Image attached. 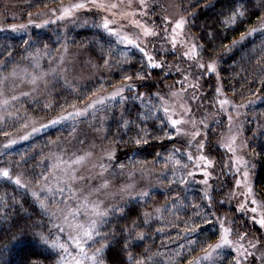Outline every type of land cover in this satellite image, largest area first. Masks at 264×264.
<instances>
[{
	"label": "rangeland",
	"instance_id": "374dc122",
	"mask_svg": "<svg viewBox=\"0 0 264 264\" xmlns=\"http://www.w3.org/2000/svg\"><path fill=\"white\" fill-rule=\"evenodd\" d=\"M31 1L0 0V32L22 33L28 38L19 63L9 71L5 66H0V128L10 120L20 121L28 116L22 126L0 135V154L51 128L66 127L69 134L56 139L52 146L51 172L44 181L31 187L24 178L16 176L14 180L18 177L22 185H27V188L20 187L30 191L31 195L33 191L40 194V200L47 204V210L42 209L64 229L63 232L69 238L70 235L76 234L69 224H83L87 227L88 221L93 218L91 205H98L100 211L113 205L121 206L131 199L141 198L136 195L138 193L146 191L150 195L156 190L165 189L164 180L171 171L174 177L186 173V183L199 185L204 193L207 192L211 197L218 196L219 201L226 207L219 216L220 220H224L225 227L233 229L230 236L232 240L236 241L238 234L246 233L245 229L251 226L257 234L247 233L241 243L252 251L248 241L255 243L259 240L261 243L257 245L255 255L261 256V253H264V227H261L258 221L264 218V199L258 195L255 187L249 139L244 129V124L249 118L247 109L256 101H235L225 91L218 59L201 57L200 48L197 49L198 59L183 56L185 51H190L192 44L200 45L198 35L189 29L190 15L186 11L188 8L184 7L186 0H145L146 7L140 4V0H97V3L104 5L102 8L94 7L87 0H61L53 5L34 8L30 7L33 4ZM76 3H87V6L73 9L72 15L60 19L64 8ZM112 5L116 7H111ZM166 17L170 22L165 20ZM180 17H184L187 23L183 29H177L173 33L175 21ZM105 19L116 33L110 34L127 50H139L147 65V56L153 57L154 63L163 64L162 69H154L148 65V78L143 81L133 79L135 87L125 88L123 98L120 95L113 97L111 94L128 82L124 78L111 81L113 70L109 63L105 65L93 57L86 50L87 46L82 43L73 45L69 41V32L77 25L96 23L108 32L102 27ZM20 25L24 27L21 28ZM50 25L61 32V48L52 60L32 58L28 48L33 41L34 32ZM145 27L158 35L144 36ZM124 37L135 40L136 43H128ZM141 48L144 49L143 52ZM213 60L217 64V73H208L205 69L196 67L199 63ZM58 81L72 88L95 81H101L102 84L82 103L57 111L52 110L48 103V93ZM147 84L155 85L151 93H147L146 88L141 89V86ZM217 87L221 89L219 93L216 92ZM138 93L144 94L141 99L154 96L159 100V106L171 126L170 137L178 148L179 155L183 156L176 165L165 162L161 165L150 162L135 166L118 163V151L108 139L109 124L116 113L112 103L118 100L126 101L129 97H136ZM99 96L105 97L103 103L89 108L84 115L67 117V113H75L85 108L90 100ZM223 99H227L228 103L222 106L219 101ZM38 102L45 104V112L40 115H27L31 112L28 105ZM164 108L169 111L165 113ZM119 115L121 116V113ZM60 116L67 118L55 124L49 123ZM172 119L181 120L183 123L174 127L170 122ZM195 132L200 135L193 139ZM201 143L204 144L203 149L199 147ZM113 151L115 158L110 159L107 153ZM80 156L86 158L81 163H74ZM201 156H206L212 162L211 165L200 160ZM241 160L245 161L246 165L241 163ZM101 165L104 167L101 168ZM120 165H124L123 169ZM205 170L211 173L207 186L202 183ZM73 171L77 177L84 179L69 180L68 176ZM245 171L248 173L247 179L244 177ZM189 172L193 175L189 176ZM237 181L240 183L237 184ZM105 182L107 187H103ZM128 185L131 187L127 188ZM129 192L132 193L131 197ZM33 197L39 204L37 197ZM252 200L256 203H251ZM162 206L154 207L152 212L159 214V208ZM253 208L257 209L255 213L252 212ZM70 212L77 214L72 215ZM253 216L256 217L255 222ZM219 231L221 232V229ZM219 236L212 243H217ZM73 246L75 247L74 244ZM225 249L235 253L233 248L224 247L213 256L203 259L202 252L198 256L201 259L197 264L212 259ZM249 262L261 264L260 260L253 261L252 257L244 264Z\"/></svg>",
	"mask_w": 264,
	"mask_h": 264
},
{
	"label": "trees",
	"instance_id": "16d2710c",
	"mask_svg": "<svg viewBox=\"0 0 264 264\" xmlns=\"http://www.w3.org/2000/svg\"><path fill=\"white\" fill-rule=\"evenodd\" d=\"M60 1L32 0L30 7L48 6ZM184 4L190 15L189 29L198 35L200 45H203L200 48L201 57L218 59L225 91L235 101H256L247 109L249 118L244 129L249 139L255 187L258 195L264 199V30L248 36L230 51H225L223 47L231 46L233 40H239L241 32L253 27L259 29L260 22L257 17L264 15V8L252 9L247 13L243 24L237 21L236 25H232L227 21V15L233 6L232 0H186ZM68 36L71 44L87 46L86 50L102 63L105 59L109 61L113 70L111 81L122 79L126 75H132L136 79L135 73L138 72L149 74L145 57L139 50H127L117 38L96 23L77 25ZM25 42L28 43L26 34L0 32V66H5L8 71L16 66L27 46ZM62 44L61 32L50 25L34 32L28 52L32 54V58L49 61L55 57ZM101 84V81H95L72 88L58 81L48 93V103L52 110L70 108L85 101ZM145 88L147 93H151L155 85L141 86V89ZM135 98L129 97L126 101L112 103L116 113L109 124L108 139L118 151V163L129 166L150 162L157 165L163 162L176 165L183 156L179 155L178 148L170 137L171 126L159 106V100L154 96L148 99ZM44 105L41 102L28 105L31 112L27 115L44 113ZM26 118L28 116L20 121L10 120L0 128V135L16 130ZM68 134L66 127L51 128L0 154V169L7 167L13 177L9 180L0 176V246L7 245L6 248L0 247L4 253L0 255V264H26L30 259L37 264H48L45 257L49 256V249L32 239L8 244L11 234L6 230L9 227L8 222L19 218L27 223L36 221L45 232L50 231L60 242H66L72 256L77 254L78 249L64 232L59 231V225L39 206L30 191L14 183L16 176L24 178L31 187L44 181L51 172L52 146L56 139ZM141 136L149 139L147 145L136 146L131 142L132 138ZM186 177V173L174 177L171 171L164 180L165 189L156 190L147 198H135L122 204L120 207H124L126 211L131 209L129 215L121 218L119 214H110L99 230L108 232L116 229L118 232L123 227L131 228L132 221L135 220L136 227L132 230V236L135 237L137 232L145 234L143 240H133L129 248L137 259H143L145 264H189V261L203 252L202 246L205 242L212 243L219 236V215L226 207L215 195H212L209 202L199 185L179 183L181 179L187 181ZM158 205H163L159 208L161 212L153 213V208ZM143 213H149L147 224L144 223ZM5 215L8 222L5 221ZM29 217L31 220H28ZM193 228L196 230L192 231ZM245 231L252 235L257 234L251 226ZM192 241L197 243L193 244ZM96 246L98 245L88 247V253L91 254ZM51 251L50 259H55L58 249ZM105 256L108 264L113 251L106 252ZM233 256V250L225 249L212 259L198 264H231Z\"/></svg>",
	"mask_w": 264,
	"mask_h": 264
},
{
	"label": "snow or ice",
	"instance_id": "6c2138e0",
	"mask_svg": "<svg viewBox=\"0 0 264 264\" xmlns=\"http://www.w3.org/2000/svg\"><path fill=\"white\" fill-rule=\"evenodd\" d=\"M88 3H91L94 7L102 8L104 7L103 4L97 3V0H87ZM140 4L143 6H147L145 3V0H140ZM232 8L229 11L227 15V21L229 24L236 25L237 21H239L240 24H243L244 18H246V15L249 11L252 9L260 10L261 8H264V0H232ZM87 6V3H76L72 4L70 7L64 8L60 19H63L65 16L72 15L73 9H81L85 8ZM111 7H116V5H112ZM55 11V9H53ZM192 15H195V13H192ZM166 21H168V18H165ZM257 20L259 23V29L256 27L250 28L245 32H241L240 39L239 40H233L231 42V46L224 45L225 51H230L231 48L235 47L236 45L240 44L242 41H244L248 36L252 35L253 33L257 32L258 30H264V15L258 16ZM170 22V21H168ZM187 20L184 17H180L178 20L175 21V24L172 28L173 33L176 32L177 29H183L186 25ZM16 27V26H13ZM19 27L23 28V25H20ZM102 27L106 29L109 33H115V30L111 27H109V21L105 19L104 23L102 24ZM167 31V29H165ZM144 36H156L158 35L157 32L153 31L152 29H149L147 27L144 28ZM124 39L128 43L135 44V40H130L127 37H124ZM27 43V42H25ZM139 47V45H136ZM173 46H175V42H173ZM203 48V45H197L192 44L190 51H185L183 53V56L185 58L189 59H198V53L197 49ZM141 51L143 52L144 49L141 48ZM147 56V53H145ZM148 65L151 68H163L162 63H154V58L151 56H147ZM109 61L107 59L104 60V64L107 65ZM199 69H205L208 73H217V64L216 61L208 62V63H199L196 65ZM136 80L143 81L148 78V74H141V73H135ZM124 80L128 83L125 85L120 86L117 88L111 95L117 96L120 95L122 98V94L125 90V88L132 89L135 87V85L132 83L133 76L132 75H126L124 77ZM34 82V81H33ZM221 91L220 87L216 88V92L219 93ZM158 95V94H157ZM175 95V94H174ZM144 96L143 93H138L136 98H142ZM163 99V98H161ZM105 100L104 96H99L97 98H94L90 100L85 108L78 110L77 112H69L67 113V117L73 116V115H84L89 108L95 107L96 104H101ZM219 103L223 106L224 104H227V99L220 100ZM165 113L169 111L168 108H164ZM66 116H60L55 120L49 121L50 124H55L59 120L67 118ZM231 119V117H229ZM171 124L175 127L178 124L183 123L181 120H175L172 119ZM179 131V129H177ZM147 135V134H145ZM200 135L199 132L193 133V139L195 136ZM233 142L235 140V137L232 138ZM131 142L136 146L141 145H147L149 143V139L145 138L144 136H141L139 138H132ZM200 149H203L204 144L201 143L199 145ZM232 150V149H230ZM108 157L110 159H114V151L107 153ZM86 157L80 156L77 157L74 163H81L84 161ZM191 155H189V159H191ZM200 160L206 161L207 165H211V161L208 160L206 156H201ZM241 163L246 162L241 160ZM104 165H101V168H103ZM124 165H120V168L123 169ZM189 176H192L193 173L189 172ZM0 176L7 178L9 180L13 179L10 170L0 169ZM211 173L208 171H204V177L205 179L202 181L204 185H208V179L210 178ZM248 173L247 171L244 172V177L247 179ZM84 179L83 177H77L73 171V173L69 174L68 179L74 180V179ZM186 181L184 179H181L179 183H185ZM14 183L16 185L22 186L27 188V185H22L21 180L17 177L14 180ZM240 182L237 181V184ZM103 187H107V182L103 185ZM127 188H130L131 185L126 186ZM251 191V189H249ZM32 195L37 197V200L39 201L40 207L47 210V204L45 201L40 200V194L36 191L32 192ZM91 195V194H90ZM139 197H147L149 195L148 192H142L136 194ZM129 196H132V193L129 192ZM206 198L211 202V196L208 195L207 192H205ZM19 203V202H17ZM251 203L255 204L256 201L252 200ZM88 206L87 200L85 201V207ZM241 208H243V205H241ZM92 209V217L88 221L87 227H85L83 224L78 225H71L69 224L70 228H74L76 234L70 235L69 240L75 245V248L78 249V252L75 256H72L71 253L68 251V244L66 242H60L59 238L54 237L53 234L49 232H45L43 227L37 223L36 221H32L31 223L25 222L23 218L19 219H13L10 222H8L7 215H5V221L9 223V227L6 229L8 232H10V236L8 237V244H14L16 242H19L24 239H32L35 243L44 246L49 249V256L45 257L46 260H48V264H106V252L113 251V256L111 260L108 262V264H145V261L143 259H137L135 255L129 251V248L132 246L133 240H143L144 239V233L137 232L135 237L132 236V230L136 227V221H132V227H123L120 228L117 232L116 229H111L108 232H102L100 231V227L104 225V220L107 216L110 214H119L121 218L126 217L131 212V209L125 210L124 207H120L119 205H113L110 206L108 209L104 211L99 210L98 205H91ZM158 211V210H157ZM257 209L253 208L252 212H256ZM72 215H76L77 213H71ZM144 216V223L147 224L149 213H143ZM253 221H256V217L253 216ZM28 220H31V217L28 218ZM65 222H67V217H65ZM207 222V221H206ZM220 223V236L217 243H207L202 246L203 250V259H207L211 256H213L215 253H217L220 249L224 247H230L233 248L236 255L233 256L231 264H244V262L249 260V257H252V260H260L261 264H264V253H261V256L257 257L255 255V251L257 250V245L261 242L257 240L255 243H252L251 241H248L249 248L252 249V251H249L244 247V243H241V241H244L247 233H239L237 240L234 241L230 238L233 229L229 227H225L224 220H219ZM258 223L261 227H264V218H261ZM198 227V226H197ZM196 229L193 228L192 231H195ZM60 232H63L64 229L60 228ZM193 244H196L197 241H192ZM92 245H98L94 247L91 251V254L88 253L87 248L91 247ZM3 248H6L7 245L0 246ZM53 249H58V251L55 253V259H50L52 256ZM3 251L0 250V255H3ZM126 254V255H125ZM200 257L194 258L192 261H189V264H197V261L200 260ZM26 264H37L34 260H28ZM251 264V262H249Z\"/></svg>",
	"mask_w": 264,
	"mask_h": 264
}]
</instances>
